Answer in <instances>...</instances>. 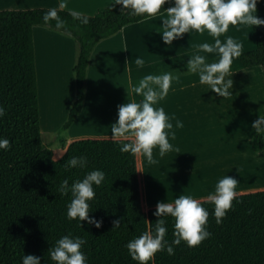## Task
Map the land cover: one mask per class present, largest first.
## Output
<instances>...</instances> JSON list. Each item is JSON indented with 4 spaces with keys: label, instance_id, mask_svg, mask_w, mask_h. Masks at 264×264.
<instances>
[{
    "label": "trees",
    "instance_id": "obj_1",
    "mask_svg": "<svg viewBox=\"0 0 264 264\" xmlns=\"http://www.w3.org/2000/svg\"><path fill=\"white\" fill-rule=\"evenodd\" d=\"M171 6L173 3H166L161 11ZM121 8L115 5L79 17L72 11L57 10L63 21L59 29L55 20L44 22L49 9L0 11V104L6 108L0 119V136L11 141L10 149L0 150V264H22L24 254L39 256L42 264H56L48 251L69 233L86 240L83 251L88 264H139L126 244L151 231L158 217L153 214L156 207L146 210L144 206L139 154L120 150L132 138H79L68 144L60 159L54 157L42 141L33 34L35 26H46L72 37L79 46L73 69L76 97L64 125L69 129L83 109L95 47L124 26L144 20ZM256 14L264 19V0H258ZM252 29L256 49L242 52L239 59L247 68L260 66L264 71V25ZM252 146L257 153L264 151V133L255 130ZM73 155L87 156L88 166L66 168L65 161ZM93 169L106 174L90 201L89 215L102 220L100 228L87 221L80 225L78 219L69 220L71 193L61 195L58 191L63 179L71 185ZM201 203L209 211L207 228L212 236L195 247L184 242L173 245L174 255L158 252L155 264H264V190L237 193L220 224L212 215L214 204L206 199ZM117 219L121 224L114 228ZM173 223L168 217L169 242L174 238Z\"/></svg>",
    "mask_w": 264,
    "mask_h": 264
},
{
    "label": "crops",
    "instance_id": "obj_2",
    "mask_svg": "<svg viewBox=\"0 0 264 264\" xmlns=\"http://www.w3.org/2000/svg\"><path fill=\"white\" fill-rule=\"evenodd\" d=\"M62 2L65 7L59 8ZM115 5L116 0H0V11L55 7L94 15L100 9ZM166 15L159 14L152 19L128 24L98 43L89 61L83 109L69 128L68 138L60 140L59 156L56 158L54 154L60 159L68 144L75 139L113 137L111 125L118 119V106L128 100L142 99L132 92V86L146 74L172 72L179 79L172 82L168 95L158 101V106H162L169 116L183 121V128L175 129V140L169 138L179 147L180 153L173 151L159 157L158 149H154V156L159 160L155 165L148 164L139 154L146 210L156 207L160 201L171 202L181 194L199 199L214 192L217 181L223 177V151L243 148L249 153H257L252 146L255 132L252 124L262 115L264 108L262 67L247 68L239 57L234 58L231 75L226 77L233 79V95L223 98L209 85L201 84L197 73H190L186 68L190 56L199 51L196 45L214 43L215 37L207 30L202 34L193 30L167 45L157 31ZM33 34L41 131L42 134L44 131L57 132L58 126L68 121L75 101L73 69L79 46L72 37L46 26H35ZM229 35L242 43V52L256 49L252 26L230 25L228 32L219 38L223 42ZM200 54L205 55L208 62L219 59L218 53ZM137 56L145 61L142 67L135 63ZM175 119L172 121L174 125ZM256 156L264 160V151ZM263 170L255 176L258 183L264 179ZM261 189L264 186L258 184L238 192Z\"/></svg>",
    "mask_w": 264,
    "mask_h": 264
},
{
    "label": "clouds",
    "instance_id": "obj_3",
    "mask_svg": "<svg viewBox=\"0 0 264 264\" xmlns=\"http://www.w3.org/2000/svg\"><path fill=\"white\" fill-rule=\"evenodd\" d=\"M166 3L173 6L163 9ZM258 0H116V5L122 6L121 11H127L129 15L139 16L143 19H152L158 13L166 17L162 19L163 25L157 29L161 33L165 44L171 45L185 33L195 30L204 33L205 30L215 37L214 43H200L196 45L199 50L190 56L186 64L187 71L197 73L201 84H207L210 89L223 98L231 95L233 79L226 78L231 75L233 59L242 54V43L232 36H226L222 42L219 38L229 30L230 25H264V19L257 16ZM60 3L59 8H64ZM79 17L80 13L74 12ZM43 20L49 23L56 21V28L63 26V21L58 15L57 8H50L44 13ZM86 22V21H85ZM203 53H218L219 59L208 62ZM137 66L142 67L144 59L137 56ZM179 79L172 72L166 71L161 74H146L138 83L132 86V92L142 97L141 100H128L127 103L118 106V119L111 125V133L114 139L132 138L130 142L121 146V151L132 155L142 154L148 164L155 165L159 160L154 156V149H158L159 157L166 153H180L178 146L170 142L175 140V129L183 128V121L169 116L158 101L168 95L172 82ZM6 115V108L0 104V119ZM175 119V125L173 124ZM252 127L258 134L264 133V116H259L253 121ZM63 135V133H61ZM11 141L0 136V150H8ZM66 168L83 169L88 166V158L85 155L70 156L64 163ZM106 179L103 170L93 169L87 172L83 179H77L69 184L68 179L60 182L59 193L68 195L71 193L70 203L67 205V217L69 220H77L80 225L83 221L100 228L102 220H97L89 215L90 201L96 196V187L102 186ZM236 178L225 175L215 185L214 192L206 197L195 198L190 194H181L173 201H160L153 213L158 217L151 231H144L139 236L129 240L126 244L129 255L139 264H155V255L166 251L169 255L175 254L173 245L182 242L188 247L200 245L210 238L212 233L208 230L209 211L201 200L206 199L214 204L212 215L216 223H222L227 212L233 207V200L237 195ZM171 217L173 223V239L171 242L166 238L168 233L167 218ZM114 228L119 227V219L113 221ZM86 240L71 233L62 235L49 249L48 253L56 264H88V259L83 251ZM22 264H42L41 258L34 254L23 255Z\"/></svg>",
    "mask_w": 264,
    "mask_h": 264
},
{
    "label": "rangeland",
    "instance_id": "obj_4",
    "mask_svg": "<svg viewBox=\"0 0 264 264\" xmlns=\"http://www.w3.org/2000/svg\"><path fill=\"white\" fill-rule=\"evenodd\" d=\"M58 128L59 131L57 130V132L44 131V134H42V141L44 145L50 147L54 151L56 158L60 154L59 150L62 149V143L60 140H66L68 138L69 131V129L64 128V125L61 127L58 126ZM61 133H63V135H61ZM57 136H59V138H57ZM228 140H232V138ZM225 142L228 144L232 143V141L227 140H225ZM49 143L50 145H48ZM236 150L234 149V151H229L228 149L223 151V156L221 157V162H223V176L229 175L237 179V193H243L238 192V190L248 189L253 185L259 184V186H264V179H261L259 183L255 180V176L259 175L264 169L263 157L260 156L261 158H259L256 156V154H260L261 152L252 154V152H247V149L241 148L240 150Z\"/></svg>",
    "mask_w": 264,
    "mask_h": 264
}]
</instances>
